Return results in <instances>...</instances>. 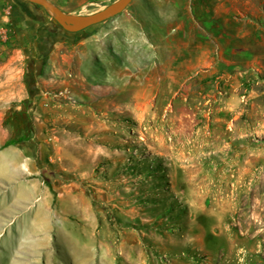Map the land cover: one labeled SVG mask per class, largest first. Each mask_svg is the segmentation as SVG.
I'll return each mask as SVG.
<instances>
[{"label": "rangeland", "instance_id": "rangeland-1", "mask_svg": "<svg viewBox=\"0 0 264 264\" xmlns=\"http://www.w3.org/2000/svg\"><path fill=\"white\" fill-rule=\"evenodd\" d=\"M2 25L0 264H264V0H132L78 33L0 0Z\"/></svg>", "mask_w": 264, "mask_h": 264}, {"label": "water", "instance_id": "water-1", "mask_svg": "<svg viewBox=\"0 0 264 264\" xmlns=\"http://www.w3.org/2000/svg\"><path fill=\"white\" fill-rule=\"evenodd\" d=\"M49 12L54 22L64 31L78 33L122 13L132 0H116L104 9L88 15H74L62 11L49 0H24Z\"/></svg>", "mask_w": 264, "mask_h": 264}, {"label": "trees", "instance_id": "trees-1", "mask_svg": "<svg viewBox=\"0 0 264 264\" xmlns=\"http://www.w3.org/2000/svg\"><path fill=\"white\" fill-rule=\"evenodd\" d=\"M25 140H26V137L11 138V139L6 140L2 144V147L5 148V147L13 146V145L19 144V143H21V142H23Z\"/></svg>", "mask_w": 264, "mask_h": 264}, {"label": "built area", "instance_id": "built-area-1", "mask_svg": "<svg viewBox=\"0 0 264 264\" xmlns=\"http://www.w3.org/2000/svg\"><path fill=\"white\" fill-rule=\"evenodd\" d=\"M7 39V28L2 25L0 26V42H5Z\"/></svg>", "mask_w": 264, "mask_h": 264}]
</instances>
